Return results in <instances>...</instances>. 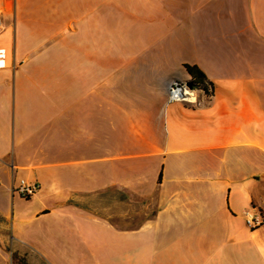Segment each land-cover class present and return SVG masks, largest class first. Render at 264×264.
Listing matches in <instances>:
<instances>
[{"label":"crops","instance_id":"1","mask_svg":"<svg viewBox=\"0 0 264 264\" xmlns=\"http://www.w3.org/2000/svg\"><path fill=\"white\" fill-rule=\"evenodd\" d=\"M0 11V264H264V0Z\"/></svg>","mask_w":264,"mask_h":264},{"label":"built area","instance_id":"2","mask_svg":"<svg viewBox=\"0 0 264 264\" xmlns=\"http://www.w3.org/2000/svg\"><path fill=\"white\" fill-rule=\"evenodd\" d=\"M5 31V26L2 21V12L0 11V37L3 35ZM9 57V53L5 52L0 47V68H4L7 66V60ZM188 86L181 82V80H175L173 81L169 88H168V102H190L187 96V89ZM176 93L179 95V97H175ZM213 93V91H212ZM212 93L209 95V97L212 96ZM207 97V98H209ZM193 101L195 102L196 99L193 98ZM40 189L39 183H32L28 182L26 180H20L16 187L12 188V192L18 194L21 198L28 200L32 198ZM246 226L249 229H254L259 227L260 225L264 224V218L261 216H255L254 214L246 213Z\"/></svg>","mask_w":264,"mask_h":264},{"label":"trees","instance_id":"3","mask_svg":"<svg viewBox=\"0 0 264 264\" xmlns=\"http://www.w3.org/2000/svg\"><path fill=\"white\" fill-rule=\"evenodd\" d=\"M184 69L189 75V80H181L186 85L190 84L191 88L197 91H204L207 95L211 94L213 91V86L211 82H209L204 74L196 67L191 65H184Z\"/></svg>","mask_w":264,"mask_h":264},{"label":"rangeland","instance_id":"4","mask_svg":"<svg viewBox=\"0 0 264 264\" xmlns=\"http://www.w3.org/2000/svg\"><path fill=\"white\" fill-rule=\"evenodd\" d=\"M8 20H9V18H8ZM198 27H199V26H195V29L193 28L192 31H191V34H193L192 37H193V38H196V39H197V30H198ZM207 31H208V30H206V33H207ZM185 80H189V78H186ZM181 82H182V81H181ZM182 83H183V82H182ZM184 84H185V83H184ZM186 90H187V95H188L189 98H190V101H193V98H194V99H197V96H198V95L205 96V97L207 98V96H206L205 94L200 93V92H198L197 90H195V89H193V88H189V87H188ZM100 218H101V216H100Z\"/></svg>","mask_w":264,"mask_h":264},{"label":"bare ground","instance_id":"5","mask_svg":"<svg viewBox=\"0 0 264 264\" xmlns=\"http://www.w3.org/2000/svg\"><path fill=\"white\" fill-rule=\"evenodd\" d=\"M198 92L205 94L207 97L210 95V94L207 95V94H206L207 92L205 93L204 91H198ZM187 96H188V95H187ZM175 97L178 98L179 95L176 93ZM188 98H189V96H188ZM188 100L190 101V98H189Z\"/></svg>","mask_w":264,"mask_h":264},{"label":"water","instance_id":"6","mask_svg":"<svg viewBox=\"0 0 264 264\" xmlns=\"http://www.w3.org/2000/svg\"><path fill=\"white\" fill-rule=\"evenodd\" d=\"M187 86H188L189 88H191V85H190V84H188Z\"/></svg>","mask_w":264,"mask_h":264}]
</instances>
